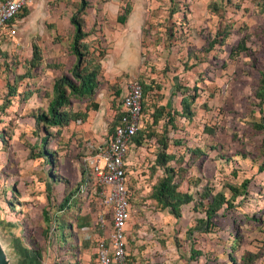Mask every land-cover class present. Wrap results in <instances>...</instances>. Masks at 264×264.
Returning <instances> with one entry per match:
<instances>
[{"label": "rangeland", "instance_id": "rangeland-1", "mask_svg": "<svg viewBox=\"0 0 264 264\" xmlns=\"http://www.w3.org/2000/svg\"><path fill=\"white\" fill-rule=\"evenodd\" d=\"M85 1L78 19L87 34L82 41L87 43V68L94 69L96 85L88 95L69 96V108L88 114L96 130L84 138L81 122L69 123L57 133L48 128L57 138L49 136L45 144L53 163L37 154L35 147L44 134L31 116L46 108L53 95L52 81L74 61L68 17L78 0H30L15 17L16 34L0 33L7 38H0V51L9 53L6 60L0 56V134L4 136L0 142V243L6 254L10 255L16 238L22 246L43 245L47 221L42 211H47L49 220L57 219L55 227L60 223L61 236L57 231L53 244L62 245V263L96 264L93 241L86 240L80 230L84 222L93 221L94 198L79 199L74 194V202L61 200L74 190L83 159L92 153L89 145L107 140L129 81L142 79L158 85L148 100L158 96L171 119H145L140 135L128 147V264H236L229 255L237 260L241 251L256 250L264 237V224L256 226L252 221L253 216L264 217V158L260 155L264 148L246 126V121L264 117V98L260 101L254 95L257 80L264 74V0H173L178 12L171 21L165 15L158 17L168 0ZM128 4H135L134 12L146 18L150 10H157V19L165 21L148 33L149 53H141L140 48L135 61L124 53L131 47V38L125 35L132 31V23L116 20ZM142 20L139 26L147 36V23ZM33 48L42 65L23 76ZM6 63L14 64L9 65L14 77L3 70ZM131 64L134 69L129 71L125 66ZM8 83L15 86V93L9 105L2 106ZM27 89L33 93L23 100ZM181 96L192 98L188 119L179 114ZM191 149L197 150V157H190ZM162 152L172 157L166 165L178 170L173 177L177 190L193 197L180 204L177 217L154 199L158 182L168 173L155 162ZM49 167L59 181L51 187L45 186ZM243 179H247L243 192L206 222L203 208L210 196H203V186L228 197L225 185H237ZM50 226L54 231V223ZM9 264H14L13 259ZM256 264H264V258Z\"/></svg>", "mask_w": 264, "mask_h": 264}, {"label": "trees", "instance_id": "trees-1", "mask_svg": "<svg viewBox=\"0 0 264 264\" xmlns=\"http://www.w3.org/2000/svg\"><path fill=\"white\" fill-rule=\"evenodd\" d=\"M264 5V4H263ZM86 1L85 0H78V6L77 9L69 15L68 21L70 26L72 27V38L70 42V50L71 54L74 57V61L72 62L71 66L64 72L61 73L58 77H56L51 84V90L53 92L52 97L49 99L46 108L45 109H38L33 112L32 117L34 120L35 125H39V130L43 132V137H40L39 144L35 147L37 150V154L40 157L47 158V160L50 163H53L51 160V151H49L45 144L47 143L49 136H53L55 138L54 133H50L48 128L53 127L56 129V133L59 131V129H62L63 127L67 126L68 123L72 120H76L79 117V120H84L85 113H75V111H72L71 108H69V96L74 97H80L83 95L90 94L95 85V71L94 69H88L87 64H89V57L87 52V43L83 42L82 39L87 35L84 33L81 27V23L78 19L79 15L82 14L85 10ZM175 6V5H174ZM172 7L170 9L169 14H174V12L177 11V7ZM128 9V8H127ZM127 9H125L123 16L119 15L116 17V20L118 22H123L124 15L127 12ZM16 17V16H15ZM173 22H171V25L169 27L172 28ZM221 43L223 41H220ZM238 47V46H237ZM238 49H243L242 42H240V45ZM231 54V53H230ZM40 63V57L37 51L33 48L31 59L28 62L29 67L25 69L23 76H29L31 74V70L33 68H37V66ZM141 88H142V101H141V113H142V127L136 131L135 135L131 138V142H134L137 137L140 135V132L144 128V122L146 124L145 119H162L163 116H166L167 119H171V115H169V112L167 109H165L164 105H161L159 103L158 96L157 98L154 97L153 101L148 100V94L150 92L158 91V85H153L151 83H144L141 80H138ZM259 81L257 91L254 92V95L257 99L260 101L263 100V93H264V74H261ZM8 91L10 93L15 92V86L14 85H8ZM30 92L29 90L24 91L23 93V100L27 96H29ZM14 95V94H13ZM155 95V93H154ZM161 97V96H160ZM192 99V98H191ZM191 99L189 100L187 97L181 96L179 104H180V111L179 114H182L181 117H184L188 119L191 115L189 111V106L191 103ZM154 102V103H152ZM9 100L5 99L2 106L8 105ZM44 110V111H43ZM120 110V109H119ZM123 113L121 111H118L116 118L113 120L110 133H112L114 126L119 124L121 117ZM145 115V118H144ZM77 116V117H76ZM151 120V121H152ZM246 126L249 127V129H259L262 132H264V117L260 118L259 122H249L246 121ZM262 144L264 145V138L261 139ZM0 142H4V136L0 134ZM190 157H197L198 152L196 149H191L190 151ZM172 160L171 155L164 154L163 152L158 154L156 156L155 162L157 165H161L164 168V171H167L166 175L160 179L157 185L156 194L154 196V199L160 203L162 207L167 208L170 214L173 215V217L178 216V207L180 204L191 202L193 197L189 193H184L177 190V183H174L173 177L178 176V170L175 167H170L166 165V163ZM48 178L53 181H58L55 179V177L52 175V171L50 170V167L47 171ZM80 175L83 176L84 172L83 169H80ZM60 178V177H59ZM77 184L74 187L73 191H70L69 197L64 195V197L61 200V203H69L74 202L77 198L74 197L75 191L77 189ZM246 185V180L240 183L239 187H234L232 185L226 184V188H228L230 195L226 197L223 193V191L218 190L214 193L211 192V189L207 186H203V196L208 195L210 196L208 198L207 204L204 206V214H205V220L206 222L210 219V217L223 205L225 204V207H230L232 199L236 195H240V192H243L244 187ZM201 194V193H200ZM199 194V195H200ZM202 196V195H200ZM78 197V196H77ZM80 199V197H79ZM199 200L200 197H199ZM44 212L43 218L45 220L48 219L47 211ZM58 223V222H57ZM90 221L84 222L83 225H89ZM59 225L54 224V230L60 232ZM81 225V226H83ZM100 232V231H98ZM61 236V235H60ZM90 240V239H86ZM246 257L241 259L239 264H247L248 261H250V258L252 257V254L246 253ZM230 260L233 261V257L229 255ZM128 264V261H127Z\"/></svg>", "mask_w": 264, "mask_h": 264}, {"label": "built area", "instance_id": "built-area-1", "mask_svg": "<svg viewBox=\"0 0 264 264\" xmlns=\"http://www.w3.org/2000/svg\"><path fill=\"white\" fill-rule=\"evenodd\" d=\"M29 2L0 0V33L8 37L16 34L15 16ZM141 101L139 81H129L120 98L123 115L119 124L114 126L104 143L89 145L92 153L86 155L82 162L84 175H80L75 195L92 197L97 204L96 211L92 213V223L80 227L84 238L93 241L96 264H127L128 261L126 233L131 219V191L126 175L127 153L133 144L131 138L142 127Z\"/></svg>", "mask_w": 264, "mask_h": 264}, {"label": "crops", "instance_id": "crops-1", "mask_svg": "<svg viewBox=\"0 0 264 264\" xmlns=\"http://www.w3.org/2000/svg\"><path fill=\"white\" fill-rule=\"evenodd\" d=\"M173 2H174L173 0H168V4L164 6L165 9H164V14L163 15L158 16L159 13H157V10H153V11L150 10L149 11L150 16H148L147 18H146V16L144 17V14H143V16H141V15L137 14L136 12H134L135 4L133 6L128 4V10H127L126 14L124 15L123 22H118V21L117 22L120 23V24H124V25L126 24V22H128L130 24L132 23L131 28H132V31H134V33L130 29L129 31H127V35H125V38L126 37L127 38H129V37L131 38V43H130L131 47L127 48L129 50V52H127V49L125 50L126 52H124V53H126V55H128V58H130L132 61L137 60V58H138V50L140 48H141V50L143 49V51H141V53L142 52H144L145 54L149 53V51H147V50L149 49L151 44L146 39V38H148V33L153 31L154 27L156 28L157 25L158 26H163V23L165 22L163 17H162V19H157V18L158 17L161 18V16L165 15V16H168V17H166L167 18L166 20H170V21L172 20L171 16L173 14L170 15L169 11L174 6ZM174 13H176V12H174ZM141 19H143L142 20L143 23H147L146 24V28H148L147 36H144L143 33L145 31H143L140 28V26H139V20L141 21ZM140 31L142 32V36L140 34L141 38L138 41V32L140 33ZM0 38L7 39L6 37H3V36H0ZM142 38H143V40H145L144 44H142ZM152 45L154 46V44H152ZM55 46H57V45H55ZM117 52H119V49H118ZM7 53L5 51H0V56L3 58V60H6ZM9 65H11V66L13 65L14 66V64H12V63H6V67L5 66H3V67L1 66V67L3 68V70L5 71L6 74L10 73V75H11V72H13V71H11V69L9 68ZM41 65H42V60L40 61V65L36 69L40 70ZM125 68H127L130 71V70L134 69V65L133 64L126 65ZM34 72L35 71H33V73ZM13 75H14V72L12 73V76ZM141 81L146 83V81H143L142 79H141ZM8 85H9V83H8ZM8 87L9 86H7V84H6V95H5V98L7 100H9V103H10L11 97H13V94L15 92L13 94L10 93L8 91ZM29 92H30L29 96H31L33 92L32 91H29ZM29 96L24 98V100L28 99ZM179 101H180V99H179ZM179 101H178V105L180 107ZM159 103L161 105H163V103L161 101ZM165 109H168V108L165 106ZM87 115L85 114L84 120L76 119V120H72V121L69 122V123L76 122L77 124H79L81 122V124L79 125V128L81 129V132H82L81 136H83L84 138H87L89 136H93L91 131L95 129V128L92 129V126L89 124V115H88V117H87ZM31 119H33L32 116H31ZM259 121H260V119H250L249 120V122H259ZM33 122H34V120H33ZM251 135L253 137L254 136H258L259 137L258 139H260V141H261L262 138H264V132H262L259 129H255V130L251 129ZM79 140H81V138L78 139V141ZM262 146L264 148V145L261 142V147ZM258 153H261V150H259ZM260 155L264 158V151H262V154H260ZM40 158H42V157H40ZM245 180H247V179H243L237 185H233V184H230V183H229V185H232L234 187H239L240 183H242ZM45 182H46L45 186L49 185L51 187L53 183L55 184V182L57 183L59 181H53V180H50L49 178H46ZM246 183H247V181H246ZM227 190H228V188H227ZM229 194H230V192H229ZM238 195H236L234 198H236ZM48 203H49V201L47 199L46 204H48ZM167 213H169L168 210H167ZM46 221H47L46 223L44 222V231L43 232H44V235H45V237H44L45 238V242L43 243V245L38 246V247L33 246V245H30V246H27V247L26 246H22V245H20V242H18L19 240L16 238V239H14V241H12L13 243H15V246L11 244L12 246L9 248L10 249V253H9L10 255L7 254V256L9 257V261H12V259H13L14 264H63L62 263V259H61L63 257V255L60 254L61 253V249H62V245H60L58 243L56 245L53 244V241L56 239L54 236H55L57 230L56 231L54 230L53 233L49 232V230L51 228L50 224L51 223L55 224V222H57V219H56V221H54L52 219H50V220L47 219ZM252 221L254 223H256V226L261 224V223L264 224V217L260 220V216L258 218H256V217L254 218V216H253L252 217ZM57 242H58V240H57ZM246 253L252 254V257L250 258V261H248L247 264H256V262L258 260H260L261 258H264V237L260 240V245H259V247L256 248V250H254V251L253 250H243V251H241V253L238 256V259L237 260L233 259V262L236 263V264H239L241 259L246 257V255H245Z\"/></svg>", "mask_w": 264, "mask_h": 264}, {"label": "water", "instance_id": "water-1", "mask_svg": "<svg viewBox=\"0 0 264 264\" xmlns=\"http://www.w3.org/2000/svg\"><path fill=\"white\" fill-rule=\"evenodd\" d=\"M9 258L4 250L3 245L0 243V264H9Z\"/></svg>", "mask_w": 264, "mask_h": 264}]
</instances>
